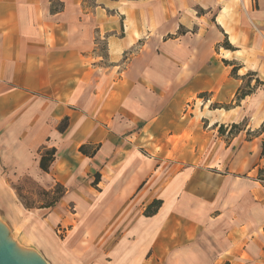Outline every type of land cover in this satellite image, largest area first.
<instances>
[{
    "label": "crops",
    "instance_id": "1",
    "mask_svg": "<svg viewBox=\"0 0 264 264\" xmlns=\"http://www.w3.org/2000/svg\"><path fill=\"white\" fill-rule=\"evenodd\" d=\"M248 73L264 87V0H0V144L63 186L40 209L68 224L67 264H264V131L247 136L264 90L211 106ZM248 100L251 126L225 140Z\"/></svg>",
    "mask_w": 264,
    "mask_h": 264
},
{
    "label": "rangeland",
    "instance_id": "2",
    "mask_svg": "<svg viewBox=\"0 0 264 264\" xmlns=\"http://www.w3.org/2000/svg\"><path fill=\"white\" fill-rule=\"evenodd\" d=\"M179 33H184L185 30L180 28ZM188 36H196V28L192 27L188 31ZM220 46H225L222 41L211 43V48L216 52H222ZM256 79H259L254 73L248 78L244 77L241 83L243 91H247L252 88L253 93H260L264 90L263 84H256ZM261 81V80H260ZM249 82V87L247 83ZM256 84V85H255ZM201 92H195L188 95V99L184 101L187 105H193L203 103L209 98V94L201 97ZM235 94L232 95L230 103ZM184 105V109L187 107ZM216 103V102H215ZM227 103V104H228ZM212 105V104H211ZM243 119L239 121L238 126L232 129V134L236 133L240 129H249L251 125V112H253V104L251 100L244 102ZM263 121L255 128L256 130L264 131ZM225 127V140H228L230 136L228 131L230 130V124ZM251 131V130H250ZM227 133V134H226ZM9 148V149H8ZM11 146H3L0 144V236L5 242L11 243L14 246L15 251L26 258H29L26 253L34 254L45 264H67L61 255L59 244H63L66 236L67 222H56L53 219L54 214L49 216L51 210L40 209L39 206L48 203L53 197L57 195V190L54 189L51 193L48 187L38 181L35 176L20 175L15 172L16 161L13 159V153L11 152ZM160 144L155 147L157 151ZM35 156V155H34ZM28 161V164H32V160ZM33 165V164H32ZM30 167V166H29ZM67 215L70 216V212L67 211ZM21 251V252H20ZM24 252V253H23ZM93 252L84 258L85 264H89L93 259Z\"/></svg>",
    "mask_w": 264,
    "mask_h": 264
},
{
    "label": "trees",
    "instance_id": "3",
    "mask_svg": "<svg viewBox=\"0 0 264 264\" xmlns=\"http://www.w3.org/2000/svg\"><path fill=\"white\" fill-rule=\"evenodd\" d=\"M226 48L228 49H231L232 46L230 44H226L225 45ZM226 62V61H225ZM236 70H237V66H234L231 70V73L232 74H235L236 73ZM253 73H248L246 78H248L250 75H252ZM256 84L259 85V84H263L262 81H260L259 79H256ZM255 84V85H256ZM247 87H249V82L247 83ZM253 92L252 88H249L247 91H243V88L241 86H239L235 92V96L233 98V100L228 103V104H219V103H213L211 106L212 107H222V108H225V109H228L230 108L231 106L233 105H237L239 104V101L241 99H243L245 96L251 94ZM207 95L206 92H201L199 93V96L203 97ZM65 125H66V122L65 120L59 125V130H63L65 128ZM262 125H264V121L262 123ZM231 128L230 130L228 131V134H232V129L236 128L238 125L237 124H231L230 125ZM225 127L224 125H220L218 127V132L219 134H224L225 133ZM255 132H250V131H247V136H251L253 135ZM79 150L84 153V154H87L88 152L85 150L84 146H80ZM261 155L264 156V141L262 142L261 144ZM55 158V148H48V149H45L41 152L40 154V157H39V168L45 172H47L49 170V166L51 165V163L53 162ZM258 178L262 181H264V167L263 168H260L258 170ZM56 189L57 190V195L55 197H53L48 203H45L43 205H40L39 208H48V207H51L53 206L58 200L59 198L63 195L64 193V188L62 185L60 184H55L54 187L52 189H50L51 193H54L53 190ZM161 205V200H157V199H154L153 201H151L149 204H147L144 208V211H143V214L145 216H150L152 214H154L157 209L159 208V206Z\"/></svg>",
    "mask_w": 264,
    "mask_h": 264
},
{
    "label": "water",
    "instance_id": "4",
    "mask_svg": "<svg viewBox=\"0 0 264 264\" xmlns=\"http://www.w3.org/2000/svg\"><path fill=\"white\" fill-rule=\"evenodd\" d=\"M0 236V264H45L34 254H29V258L23 257L19 251H15L13 244L5 242Z\"/></svg>",
    "mask_w": 264,
    "mask_h": 264
},
{
    "label": "bare ground",
    "instance_id": "5",
    "mask_svg": "<svg viewBox=\"0 0 264 264\" xmlns=\"http://www.w3.org/2000/svg\"><path fill=\"white\" fill-rule=\"evenodd\" d=\"M21 252V251H20ZM24 253V252H23Z\"/></svg>",
    "mask_w": 264,
    "mask_h": 264
}]
</instances>
